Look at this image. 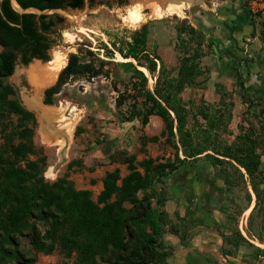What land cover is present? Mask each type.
<instances>
[{
    "label": "rangeland",
    "instance_id": "obj_1",
    "mask_svg": "<svg viewBox=\"0 0 264 264\" xmlns=\"http://www.w3.org/2000/svg\"><path fill=\"white\" fill-rule=\"evenodd\" d=\"M250 2L242 0V8L250 12L253 30L247 33L245 27L228 23L232 31L228 40L220 37L217 42L214 36H209L212 47L201 59L206 72L184 89L182 97L189 110V128L198 134L197 140L207 138L204 128L208 121L204 113L211 115L212 120H220L223 113V124L213 131L212 137L233 144L239 154L240 148L248 152L253 147L262 162L255 168L247 159L254 168L250 174L239 163L234 161L237 168L232 167L229 159L218 155L224 159L219 162L214 152L207 151L188 158L179 169L156 184L158 193L166 197L162 208L169 215L163 240L171 245L174 253L168 258V264H264V42L262 21L251 13ZM211 4L209 0L185 3L183 10H166L161 17L151 14L150 6L144 8L136 0L124 3L105 0L93 5L87 3L79 9L59 10L65 21L50 35L55 42L49 49V60L42 63L63 60V69L75 53L83 62L109 61L105 69L110 73L109 77L100 75L91 79L71 77L52 96V103H48L46 90L57 83L58 75L44 89L42 97L43 103L54 108L53 116L43 117L31 105L36 85L29 73L32 65L41 61L33 59L24 64L18 59L8 80L20 101L36 114L35 141L47 157L44 174L48 181L53 183L67 176L77 189L91 191L92 198L97 200L107 172L118 168L122 178L129 173L128 157H135V163L149 157L160 160L174 157L175 149L167 140L161 117L152 115L146 124L141 117L127 120L130 102L116 105L118 93L114 85L124 89L132 72L121 64L130 59L118 52L112 53L113 41L123 46L133 31L146 25L149 51L157 52L167 67L178 68L179 52L187 53L183 44L177 47L182 20L187 19L201 29V13L205 15L213 8ZM138 13L146 17L131 22L132 15L135 17ZM142 69L152 89L155 78ZM255 69L262 77L263 86L253 94L247 87V70L254 72ZM240 79L244 80V87ZM66 126L71 130L67 160L53 174L51 168L63 150L54 134ZM180 155L184 158L181 151ZM172 225L178 233L172 232ZM18 246L33 264H77L74 252L71 254L58 246L46 252L32 241V236L21 237ZM0 264L13 263L8 256H0Z\"/></svg>",
    "mask_w": 264,
    "mask_h": 264
},
{
    "label": "trees",
    "instance_id": "obj_2",
    "mask_svg": "<svg viewBox=\"0 0 264 264\" xmlns=\"http://www.w3.org/2000/svg\"><path fill=\"white\" fill-rule=\"evenodd\" d=\"M17 1L22 7L54 9V12L20 13L10 0H0L3 47L0 51V256H8L13 264H33L18 246L21 237L32 236V241L46 252L57 246L74 252L77 264H168L174 253L163 240L169 215L162 208L166 197L158 193L156 184L188 158L207 151L214 152L219 162L224 159L218 155L229 159L232 167H236L234 161L239 163L250 174L254 168L249 164L255 168L261 165V155L253 147L248 152L240 148L241 156L233 144L212 137L213 131L223 124V113L220 112V120H212L211 115L204 113L208 121L204 140H197L198 134L189 128V110L182 92L206 72L201 59L209 54L212 41L200 28L183 19L178 28L177 47L183 44L187 53L179 52L178 68L167 67L157 52L149 51L146 25L133 31L123 46L113 41L112 53L130 59L121 64L132 72L124 89L114 85L118 93L116 105L130 102L127 120L141 117L146 124L152 115L161 117L167 140L175 152L174 157L164 160L149 157L138 163L134 162L135 157H128L129 173L122 178L118 168L107 172L103 189L94 200L91 191L77 189L67 176L53 183L45 178L47 157L35 141L36 114L20 101L8 78L18 59L24 64L34 58L49 60L48 52L55 42L50 35L65 21L59 10L79 9L87 3L93 5L105 0ZM261 36L264 42V19ZM108 62L104 59L98 64L95 59L83 62L77 54H71L57 83L46 90L45 101L52 103V96L71 77H109L110 72L105 69ZM140 68L155 78L152 89L147 73ZM239 82L244 87V80ZM172 232L178 233L175 225Z\"/></svg>",
    "mask_w": 264,
    "mask_h": 264
},
{
    "label": "bare ground",
    "instance_id": "obj_3",
    "mask_svg": "<svg viewBox=\"0 0 264 264\" xmlns=\"http://www.w3.org/2000/svg\"><path fill=\"white\" fill-rule=\"evenodd\" d=\"M138 5L142 7L150 6L152 8L151 14L157 15L159 17L163 16L164 11H181L184 8L185 3L193 4L197 3V0H136ZM202 1V0H198ZM131 17V16H130ZM146 15L136 14L135 17L130 18L131 22H138L144 19ZM129 19V18H128ZM59 56V55H57ZM56 56V57H57ZM36 62L32 65L29 70L30 77L34 84L36 85V96L31 98V105H33L41 113L43 117H52L54 113V108L46 105L42 101L44 89L53 84L62 67L64 66L63 60H57L56 62L50 64ZM54 61V60H53ZM71 136V130L66 126L63 129L57 131L54 134V139L61 143L63 150L60 154L59 160H63L67 156L68 143ZM55 168H51V173H55Z\"/></svg>",
    "mask_w": 264,
    "mask_h": 264
},
{
    "label": "crops",
    "instance_id": "obj_4",
    "mask_svg": "<svg viewBox=\"0 0 264 264\" xmlns=\"http://www.w3.org/2000/svg\"><path fill=\"white\" fill-rule=\"evenodd\" d=\"M203 1V0H202ZM213 8L201 13V30L209 37L214 36L219 41L220 37L228 40L229 33L232 32L228 23L241 25L247 33L253 30L251 14L242 8V0H209ZM201 2V1H200ZM226 27V30L224 29ZM230 30V31H229ZM258 69L247 70V87L250 92L258 93L263 86L262 77L258 75ZM264 161V158H263ZM262 162V161H261ZM264 165V162H263Z\"/></svg>",
    "mask_w": 264,
    "mask_h": 264
},
{
    "label": "water",
    "instance_id": "obj_5",
    "mask_svg": "<svg viewBox=\"0 0 264 264\" xmlns=\"http://www.w3.org/2000/svg\"><path fill=\"white\" fill-rule=\"evenodd\" d=\"M10 1H11L12 6L20 13H36L37 15H41V14H48V13L54 12V9L42 10V9L37 8V7H22L17 0H10ZM34 60H42V59L34 58ZM140 69H142V68H140ZM66 160H67V156L63 160H59L53 166L55 168L56 172L60 169V167L65 163Z\"/></svg>",
    "mask_w": 264,
    "mask_h": 264
},
{
    "label": "built area",
    "instance_id": "obj_6",
    "mask_svg": "<svg viewBox=\"0 0 264 264\" xmlns=\"http://www.w3.org/2000/svg\"><path fill=\"white\" fill-rule=\"evenodd\" d=\"M250 11L258 20L262 21L264 19V0H251Z\"/></svg>",
    "mask_w": 264,
    "mask_h": 264
}]
</instances>
